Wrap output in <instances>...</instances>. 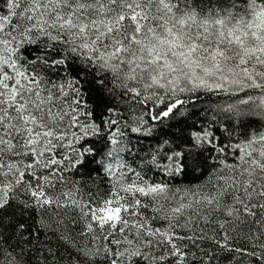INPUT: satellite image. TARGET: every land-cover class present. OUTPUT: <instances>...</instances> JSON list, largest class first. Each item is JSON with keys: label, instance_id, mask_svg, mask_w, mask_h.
<instances>
[{"label": "snow or ice", "instance_id": "6c2138e0", "mask_svg": "<svg viewBox=\"0 0 264 264\" xmlns=\"http://www.w3.org/2000/svg\"><path fill=\"white\" fill-rule=\"evenodd\" d=\"M0 264H264V0H0Z\"/></svg>", "mask_w": 264, "mask_h": 264}]
</instances>
